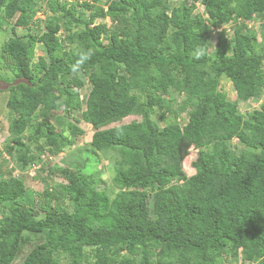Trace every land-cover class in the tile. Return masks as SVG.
Here are the masks:
<instances>
[{
    "label": "trees",
    "instance_id": "trees-1",
    "mask_svg": "<svg viewBox=\"0 0 264 264\" xmlns=\"http://www.w3.org/2000/svg\"><path fill=\"white\" fill-rule=\"evenodd\" d=\"M39 1L0 0V26L11 22L0 43V66L12 72L0 74L8 85L3 143L10 173L41 161L66 181L52 187L71 209L55 203L49 185L36 208L20 175H0V264H12L29 242L19 264H264V100L237 107L264 92L255 25L264 0H53L33 19ZM37 44L43 53L34 61ZM89 49L94 55L73 74L77 54ZM173 95L181 96L183 124ZM59 107V128L42 120ZM40 121L28 145L34 135L24 132ZM80 121L91 150L111 160L110 188L96 186L80 155L43 166L42 154H59L85 132ZM189 146L196 152L186 174Z\"/></svg>",
    "mask_w": 264,
    "mask_h": 264
},
{
    "label": "rangeland",
    "instance_id": "rangeland-1",
    "mask_svg": "<svg viewBox=\"0 0 264 264\" xmlns=\"http://www.w3.org/2000/svg\"><path fill=\"white\" fill-rule=\"evenodd\" d=\"M49 1H53V0H40L39 3L37 4V7L40 9L36 12V14L34 15L33 19L35 18H40L43 19L45 14L42 12L43 10L47 9L48 10V2ZM57 3H62L64 0H55ZM73 0H66L65 1V5L69 6L70 2H72ZM178 1V0H176ZM100 5H96L95 7H98ZM78 8H80L79 4L77 5ZM94 8L89 9V8H83L82 10L87 11L88 13H91L93 11ZM201 7L197 6V11H200ZM59 12H57L58 14ZM105 22L106 26L108 28H112V25L110 23V20L108 18H95V22ZM261 22H264V20L261 21L260 17H256L255 19V25L257 27L256 29V40L258 43V48H261L262 41L264 40V27H261ZM11 23V22H10ZM10 23H8L5 26H0V43L2 40H5L6 38H8L11 33H10ZM32 25V23H31ZM33 25L34 22H33ZM38 27L43 28L41 24L38 25ZM26 29L24 28H20L17 27V33L22 35L24 33H26ZM59 35V33L57 34ZM105 41V40H104ZM108 41V39H107ZM215 42V35H213V37L211 38V40H209L210 43V47H212V44ZM43 53V48L40 47V44H37L34 48V57L33 60H36V56L39 54ZM0 74L2 76H11L12 72L9 71L6 68H3L0 66ZM220 85L222 86V91H224L227 95V98L231 99V100H235L236 98V94H235V90L232 86L231 81L227 78V77H222L220 79ZM7 83L3 82L2 80H0V175H5L7 176L10 173L9 170V159H11V157L9 156V154L5 151L4 149V140L7 137V127H8V120H7V109L5 107V100L7 98V93L4 92L5 89L7 88ZM86 91H87V87H84L81 90V94H80V99L82 104H84V98L86 96ZM174 99L170 101V105L172 106V108H174L176 110V112L178 113V122L180 124H183L184 121L186 120V112L179 110L178 105H179V101L181 99V96H176L173 95ZM264 100V92L262 94L259 95V98H257V101H248V102H238V109L241 112H246L249 111L253 108H256L260 102H262ZM77 113V112H76ZM60 115V116H64V109L63 108H57L56 110L49 112L48 115L44 116V118H42V120H49L51 121L57 128H59L61 126V124L57 123V120H55L54 115ZM74 115H75V111H74ZM78 115V114H76ZM69 120H72L76 123L75 120H73L70 116H66ZM64 117V120H65ZM41 118V117H39ZM131 118L126 117L123 121H128ZM78 124L85 130V132L83 134L80 135H76V136H72L71 137L74 139V141L72 143H70V145L66 146V149L64 151H61L59 154H57L56 156H51L50 159L45 160V162L43 163V166L49 165V166H62L63 164H67V163H72L73 161H77L78 159L76 157L79 158L78 155H80V157L82 158H87V162H86V171H90L93 172L97 175V181H96V186L98 187H106V188H110L111 187V179L112 176L114 174V172L112 171V167H111V160L104 158L101 154L99 153H94L89 144L86 142L89 139V135L90 132L87 129V127L84 125L83 122H78ZM43 122L40 121L36 126L34 127H28L25 132H24V137L27 138L28 136L30 137L32 134L34 135L31 138H27L26 143L28 145H33L34 140L39 138V131L42 130L43 128ZM66 133H68V130H66ZM39 142L41 141V139L38 140ZM231 143H237V140L233 139ZM188 154L185 157L184 161H183V168L186 172V174H191L193 173V170H191L190 166H189V161L192 157L195 156V148L189 146L188 147ZM3 151V152H2ZM46 154V153H44ZM3 157H5L6 159L3 160ZM42 157L45 159L46 156L42 155ZM34 169L30 168L27 172L29 173H25V174H20V177L24 180L25 186L27 189L32 190L33 191V198H34V205L37 208L40 205H43L42 202V192L44 190V188L47 186L49 188L55 189V197L57 198L59 196V192L57 190V188H53L52 184L54 182L56 183H65L66 181L64 179H62L61 177L53 174L51 175V177L48 175L47 170H41V168L37 169L35 172L33 171ZM18 171L16 170H11L12 175H17ZM55 198V203H59L62 207H64L67 210H70L71 207L68 204V202L66 201V199H56ZM40 212H43L42 210ZM39 212V213H40ZM32 246V242L29 243H23L22 244V248L20 253L17 255V257L14 259V261L12 262V264H19L20 261L22 260L23 255L29 250V248ZM89 253H91V250H88V248L86 249ZM232 264H251V263H247V262H240L237 261L236 263H232Z\"/></svg>",
    "mask_w": 264,
    "mask_h": 264
},
{
    "label": "clouds",
    "instance_id": "clouds-1",
    "mask_svg": "<svg viewBox=\"0 0 264 264\" xmlns=\"http://www.w3.org/2000/svg\"><path fill=\"white\" fill-rule=\"evenodd\" d=\"M205 54L204 50L200 49L197 51L196 53V59H199L201 56H203ZM94 55V51L89 49V50H81L78 54H77V59H76V62L75 64H73L71 66V72L73 74H77L81 68L83 67V65L88 61L90 60L91 56ZM3 152V151H2ZM42 155L46 156L45 159L42 157ZM41 157L43 158V160H47V159H50L51 156H56V155H52V154H49L46 153V154H42ZM9 162H10V165H12V161L9 159ZM40 165H41V161L40 162H33L25 171L23 172H20L18 169H15L16 171H18L17 175H13V176H18L20 174H25V173H29L30 172H27L30 168L34 169L33 171L35 172L37 169L40 168ZM14 171V170H13Z\"/></svg>",
    "mask_w": 264,
    "mask_h": 264
}]
</instances>
